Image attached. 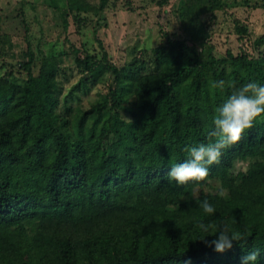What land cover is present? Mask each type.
Here are the masks:
<instances>
[{"label": "trees", "instance_id": "16d2710c", "mask_svg": "<svg viewBox=\"0 0 264 264\" xmlns=\"http://www.w3.org/2000/svg\"><path fill=\"white\" fill-rule=\"evenodd\" d=\"M43 1L67 29L70 17L81 26L112 0ZM232 5L264 11V0H179L182 38L166 33L151 62L133 51L122 67L104 49L76 50L81 76L69 88L56 63L35 73L29 42L16 60L0 53V264H242L254 249L264 264V115L206 165L203 181L167 177L191 159L186 147L216 142L215 109L233 85L264 86V35L237 25L248 46L222 58L208 40L202 18ZM1 45L13 47L7 37ZM100 85L107 92L85 106ZM199 221L231 225L246 234L243 247L216 252L198 240L208 235Z\"/></svg>", "mask_w": 264, "mask_h": 264}, {"label": "rangeland", "instance_id": "374dc122", "mask_svg": "<svg viewBox=\"0 0 264 264\" xmlns=\"http://www.w3.org/2000/svg\"><path fill=\"white\" fill-rule=\"evenodd\" d=\"M178 1L112 0L102 13L85 17L88 22L81 26L70 17L66 29L61 13L43 0H0V41L2 44L7 37L13 46L10 49L6 46L4 50L0 44V53H6L1 58L4 61L16 60L29 42L37 62L40 61L39 67L36 63L35 73H39L44 63H56L59 68L57 76L66 88L80 79L74 65V51L84 47L99 54L104 49L118 67L129 62L133 51L151 62L153 50L166 44L164 34L168 33L175 39L184 36L176 14ZM233 1L226 0L229 4ZM214 15L212 18V14H208L202 20L209 28L208 40L215 47L214 53L218 58L225 57L228 51L238 54L248 46L247 42L243 44L239 40L237 25L248 26L253 39L264 35V11L261 9L232 5ZM2 74L3 70H0ZM106 92L107 85L93 88L90 99H84V105Z\"/></svg>", "mask_w": 264, "mask_h": 264}, {"label": "clouds", "instance_id": "9594fccd", "mask_svg": "<svg viewBox=\"0 0 264 264\" xmlns=\"http://www.w3.org/2000/svg\"><path fill=\"white\" fill-rule=\"evenodd\" d=\"M224 86V81L211 82L213 89L222 90ZM233 89L230 97L215 109L214 129L208 134L210 137H216V142L208 145L201 144L199 147H186L185 151L189 153L191 159L180 164H174L167 175L169 180H174L181 186L191 181H203L209 174L206 165L219 163L222 150L237 144L242 139L245 131L254 126L256 118L264 115V86L252 82L239 88L233 85ZM195 195L194 190L193 196L195 197ZM219 195L223 196V192H220ZM199 207L209 216L216 211L207 199L200 202ZM196 227L202 233L208 234L198 240L204 241L209 247L214 245V250L218 253H224L232 249L234 241L242 247L241 241H246V234L233 229L229 224H225L223 229L219 230L214 222L199 221ZM217 234V239L211 242L206 240V237ZM259 256V249L248 251L242 257V264H256ZM186 264H191L190 260Z\"/></svg>", "mask_w": 264, "mask_h": 264}]
</instances>
